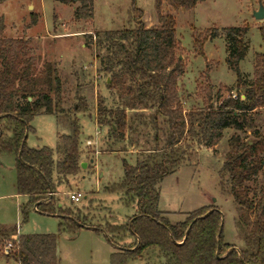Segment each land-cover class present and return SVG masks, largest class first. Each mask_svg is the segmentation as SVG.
Instances as JSON below:
<instances>
[{
  "label": "trees",
  "instance_id": "obj_1",
  "mask_svg": "<svg viewBox=\"0 0 264 264\" xmlns=\"http://www.w3.org/2000/svg\"><path fill=\"white\" fill-rule=\"evenodd\" d=\"M5 0H0V3ZM60 1V0H55ZM77 20L93 16V0H76ZM203 0H155L156 26L147 28L142 12L133 8L132 26L123 30L106 31L103 37L85 35L87 46L105 50L99 57V73L108 77L107 89L116 96L118 105L108 108L97 102L96 125L108 128L109 138L125 143L132 128L131 111L144 108L150 111V123L155 131L154 148L135 165L122 159L123 178L108 188L121 193L127 202L135 203L136 213L122 225H110L104 232L115 242L116 235L128 234L129 247L119 249L109 264H125L141 259L142 253L155 247L164 264H264V183L251 189L249 183L263 171L264 132L256 126L259 111L264 109V53L253 60L252 79L245 83L239 64L247 52V26L209 30L194 45L202 53L206 42L224 37L227 43L228 69L236 76V93L230 88L217 91L213 105V86L208 75L198 87L202 109L185 112L178 81L184 75L179 59L181 48L176 38L175 19L165 13L190 11ZM32 19L31 24L34 25ZM0 21V151L15 156V191L28 202L21 209L25 221L29 208L46 216L61 218L59 231L85 229L79 215L55 202L56 188L68 185L70 177L80 173L81 152L78 114L88 112L84 98L76 95L70 109L63 106V82L57 67L44 62L37 68L38 58L28 55L29 41L6 38ZM264 43V31H260ZM95 39V41H93ZM209 64L206 65V71ZM243 90L242 94L238 91ZM241 96L243 98H241ZM30 99V100H29ZM52 115L57 126L68 134H56V148H28L27 134L33 132L30 123L36 116ZM164 129L160 146L159 120ZM225 131H232L228 150L219 171L220 187L226 190L238 216L235 227L243 242L238 251L225 242L221 213L217 206H205L178 222H170L167 214L158 210V184L181 164L185 140L208 149L215 148ZM250 132L254 141L242 137ZM20 153V158L18 155ZM196 220L195 222H193ZM220 232L219 238L217 237ZM101 232V230H93ZM187 235L185 237V233ZM12 249L3 254L6 242ZM218 256L216 258V252ZM16 264H58L57 236L53 234H17V229L0 228V257Z\"/></svg>",
  "mask_w": 264,
  "mask_h": 264
},
{
  "label": "rangeland",
  "instance_id": "obj_2",
  "mask_svg": "<svg viewBox=\"0 0 264 264\" xmlns=\"http://www.w3.org/2000/svg\"><path fill=\"white\" fill-rule=\"evenodd\" d=\"M154 2L93 0V16L86 20L74 17V9L78 6L76 0H5L0 3L3 36L27 39L28 55L38 58V69L42 68L44 62L57 67L63 82L64 108L73 106L76 95L84 98L88 104V112L77 115L81 130V164H86V168L80 167V173L70 177L68 185L58 186L55 197L59 206L70 208L73 216L81 217L85 229L59 231L61 218L40 214L32 208H29L24 221L21 209L26 206L28 199L15 191V156L0 151V228L18 227V233L22 235H56L59 264H109L113 253L132 244L128 234L116 235L113 243V238L104 232L110 225L124 224L136 213L135 203L127 202L121 193L109 192L108 188L120 183L123 178L122 159L135 165L154 148L155 131L150 123V111L144 108L129 113L132 131L125 143L111 140L108 128L97 127V102L103 101L108 108L116 107L118 102L112 91L107 89V75L99 73L98 59L104 57L105 50L87 46L85 35L101 38L106 31L131 27L133 8L142 12V20L147 28H154ZM259 3L264 7V0H203L190 11H173L164 7L165 13L175 19L176 38L181 48L179 57L185 73L179 79L178 86L185 112L202 109L198 87L204 85L206 75L213 86L214 106L220 88H230L233 94L236 93V76L226 64L228 54L225 38L206 42L202 53L194 45V40H199L209 30L221 32L230 27L249 28L245 40L247 52L239 69L245 83L252 79L254 56L264 53L260 33L264 31V20L257 21L252 16ZM32 19L35 20L34 25L31 24ZM208 64L209 69L206 71ZM242 93V89L238 91V94ZM160 122L161 119L159 138L162 146L165 127ZM256 126L260 132H264V109L259 111ZM30 127L33 132L27 134L25 141L28 148L48 147L54 150L56 134H68L67 129L57 126L56 118L52 115L36 116ZM232 134V131H225L223 139L213 149L199 147L185 140L181 164L157 186L158 210L166 213V217L174 223L201 207L217 206L223 219V238L238 250L243 246L235 227L238 212L226 190H222L219 185V171ZM242 137L249 143L254 141L250 132ZM87 140H91V146H86ZM261 157L264 164V153ZM263 183L264 166L262 173L248 185L256 189ZM71 193L80 194V201L72 203L69 199ZM99 229L101 232L93 231ZM164 263L158 249L152 247L142 253L141 259L127 260L125 264ZM0 264L16 263L1 256Z\"/></svg>",
  "mask_w": 264,
  "mask_h": 264
},
{
  "label": "water",
  "instance_id": "obj_3",
  "mask_svg": "<svg viewBox=\"0 0 264 264\" xmlns=\"http://www.w3.org/2000/svg\"><path fill=\"white\" fill-rule=\"evenodd\" d=\"M252 16H253V18L255 19V20H257V21H260V20H264V7H263V5L261 4V3H259V5H258V9L256 10V11H254L253 13H252ZM179 59L181 60V57H179ZM30 100V99H29ZM26 136H27V129H26ZM26 136H25V138H26ZM25 142V140H23V143ZM18 158H20V153H19V155H18ZM80 167L81 168H86V164H81L80 165ZM196 220H194L193 222H195ZM223 225V219H222V215H221V226ZM89 229V228H88ZM220 230H219V233H218V235H217V237L219 238V236H220ZM186 235H187V232L185 233V237H186ZM231 250H235V251H238L237 249H235V248H232V249H230L228 252H230ZM216 258H220L219 256H218V250H217V252H216Z\"/></svg>",
  "mask_w": 264,
  "mask_h": 264
},
{
  "label": "built area",
  "instance_id": "obj_4",
  "mask_svg": "<svg viewBox=\"0 0 264 264\" xmlns=\"http://www.w3.org/2000/svg\"><path fill=\"white\" fill-rule=\"evenodd\" d=\"M98 136V133H96V136L95 137H97ZM92 145V142H91V140H87L86 141V146H91ZM80 194H78V193H71V194H69V199H70V201L72 202V203H77V202H79L80 201ZM17 234H19L18 233V227H17ZM15 241L16 240V235L15 236H12L11 237V239H10V241L9 242H6L5 243V246H4V250H3V254L4 255H7L8 253H9V251L12 249V241Z\"/></svg>",
  "mask_w": 264,
  "mask_h": 264
},
{
  "label": "crops",
  "instance_id": "obj_5",
  "mask_svg": "<svg viewBox=\"0 0 264 264\" xmlns=\"http://www.w3.org/2000/svg\"><path fill=\"white\" fill-rule=\"evenodd\" d=\"M87 230H88V228H87ZM57 255H58V253H57ZM58 260H59V258H58ZM58 264H59V262H58Z\"/></svg>",
  "mask_w": 264,
  "mask_h": 264
}]
</instances>
